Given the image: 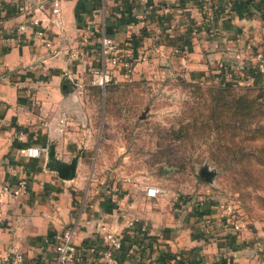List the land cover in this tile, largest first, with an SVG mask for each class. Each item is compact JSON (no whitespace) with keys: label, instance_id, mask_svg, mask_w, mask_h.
Listing matches in <instances>:
<instances>
[{"label":"crops","instance_id":"crops-1","mask_svg":"<svg viewBox=\"0 0 264 264\" xmlns=\"http://www.w3.org/2000/svg\"><path fill=\"white\" fill-rule=\"evenodd\" d=\"M40 2L51 0H0V264H54L52 245L44 240L73 223L79 254L84 244L102 242L111 230L138 243L133 264H264V222L239 235L212 224L205 235V208L173 207L160 196L146 197L145 187L118 192L117 201L94 197L77 211L70 184L80 177L79 163L72 179L46 167L49 155L66 163L72 148L84 141L71 128L77 119L71 97L86 73L103 67L102 36L134 50L129 79L120 68L106 66L114 82L135 80L150 65L164 73L182 66L192 78L226 81L242 50L264 48V0H60L56 20L48 10H36ZM19 7H27L29 15H21ZM209 16L212 23L206 21ZM31 17L45 27L52 47L36 38L26 22ZM24 23L27 28L19 32ZM64 112V133L46 134L42 123L55 125ZM24 146L47 152L24 159L18 155ZM15 163L23 167L16 175L8 170ZM18 180L24 183L23 195L3 193ZM125 213L145 223L146 231L128 229Z\"/></svg>","mask_w":264,"mask_h":264},{"label":"rangeland","instance_id":"rangeland-1","mask_svg":"<svg viewBox=\"0 0 264 264\" xmlns=\"http://www.w3.org/2000/svg\"><path fill=\"white\" fill-rule=\"evenodd\" d=\"M245 49L226 81L192 78L182 66L164 73L150 65L126 82H114L110 74L105 86L86 73L70 103L77 118L71 128L84 141L66 161L76 157L79 163L80 177L70 184L77 211L94 197L117 201L132 188L156 186L173 207L207 209L230 200L248 228L264 222V137H234L227 129L217 136L210 112L214 87H249L251 96L264 92V78L256 82V55L264 59V48Z\"/></svg>","mask_w":264,"mask_h":264},{"label":"built area","instance_id":"built-area-1","mask_svg":"<svg viewBox=\"0 0 264 264\" xmlns=\"http://www.w3.org/2000/svg\"><path fill=\"white\" fill-rule=\"evenodd\" d=\"M36 10H48L49 14L54 16L56 20L60 13V0H51L49 3H37ZM18 11L21 15H29V9L27 7H19ZM211 20L212 18H210V16L206 19L208 23H212ZM26 22H28L29 26L34 28L36 38L39 39L46 48L52 47V38L45 27L40 25L38 20L31 17ZM25 23L18 27L19 32L25 31L27 28ZM99 44V53L103 67L92 71L93 83L105 86L110 82L111 76L106 67L107 65H110L111 68H120L124 72L126 78L129 79L134 72L136 62L132 46L125 43L123 47H120L107 36H102ZM144 59L143 57L142 60ZM256 59L258 61L259 71L264 73L263 55L258 53ZM67 121L68 115L64 112L57 118L55 125H52L50 120H46L42 123V128L46 134L58 137L64 133ZM24 135L23 132H20L18 139H22ZM46 152V147L24 146L18 148L19 157L24 159H38L42 153ZM22 169L23 167L19 163H15L8 168V170L14 171L15 175L18 172H22ZM2 191L3 193L10 192L14 196L23 195L25 193L24 183L18 180L13 189L10 190L8 186H5ZM144 192L145 196L148 198H157L162 191L156 186H146ZM197 207L199 206H196V208ZM204 211H208L204 219L205 223H203L201 228V231L205 235L210 234V227L212 224H215L223 231L232 232L234 235H239L248 228L247 220L233 201L224 200L215 202ZM122 218L128 229H135L137 227L141 232L146 231V224L136 216H129L125 213L122 214ZM76 231L77 224L73 223L61 232L46 237L44 240L45 243L52 245L54 264H133L134 259L139 254V245L136 241H126L120 234L111 230H106L103 233L102 242L84 244L81 248L84 254H79L80 248L74 243ZM120 255L124 258H120ZM17 260L18 262H22L21 256H18Z\"/></svg>","mask_w":264,"mask_h":264},{"label":"trees","instance_id":"trees-1","mask_svg":"<svg viewBox=\"0 0 264 264\" xmlns=\"http://www.w3.org/2000/svg\"><path fill=\"white\" fill-rule=\"evenodd\" d=\"M263 78L264 73L257 74L256 82L260 83ZM252 91L251 88L240 85H222L212 89L210 112L215 118L217 136L221 137L227 129L234 137H264V92L260 90L259 95L251 96Z\"/></svg>","mask_w":264,"mask_h":264},{"label":"water","instance_id":"water-1","mask_svg":"<svg viewBox=\"0 0 264 264\" xmlns=\"http://www.w3.org/2000/svg\"><path fill=\"white\" fill-rule=\"evenodd\" d=\"M76 163V157L71 159L70 163H65L55 159L53 155H49L46 167L52 171L59 172L62 176H64V179H72L75 175ZM201 177H203V175H201Z\"/></svg>","mask_w":264,"mask_h":264}]
</instances>
